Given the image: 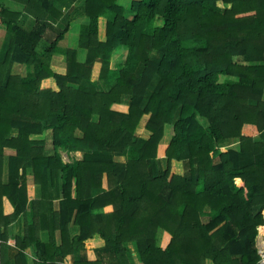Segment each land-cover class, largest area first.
Returning <instances> with one entry per match:
<instances>
[{
  "label": "trees",
  "instance_id": "16d2710c",
  "mask_svg": "<svg viewBox=\"0 0 264 264\" xmlns=\"http://www.w3.org/2000/svg\"><path fill=\"white\" fill-rule=\"evenodd\" d=\"M52 1L21 0L35 18L27 31L0 0V264H28L26 249L33 264H135L133 253L140 264H259L264 0H84L64 15ZM78 16L88 18L81 60L58 46ZM119 48L125 59L112 68ZM54 53L62 70L43 60ZM60 151L82 155L64 162ZM172 163L181 170L170 174ZM95 235L104 245L87 253Z\"/></svg>",
  "mask_w": 264,
  "mask_h": 264
},
{
  "label": "crops",
  "instance_id": "0c3cea01",
  "mask_svg": "<svg viewBox=\"0 0 264 264\" xmlns=\"http://www.w3.org/2000/svg\"><path fill=\"white\" fill-rule=\"evenodd\" d=\"M84 0H75V1H70V0H55V1H52L53 4H55L57 7L58 6H61V12L62 14H66V12L69 10L70 7L74 6V5H81L83 3ZM1 2L4 4L5 7H7L8 9L10 10H13V11H19L20 12V16L18 18V24L20 25L21 28L29 31L33 28L34 24H35V18L30 15V14H27L24 12V6L23 4H21V0H1ZM70 2V3H69ZM126 2H128V0H126ZM131 2V0H130ZM17 3V4H15ZM130 4V3H129ZM49 22H51V24L55 27V28H62L63 27V22H62V18L60 16H49ZM88 23V18L86 16H78V17H75V19H73L69 25V30L65 33L64 37L62 40H60L58 42V46L62 49H67V48H71V49H74L76 51H79V54H78V59H83L84 58V53H85V49H83L82 47H80V37H79V33H80V28L82 25L84 24H87ZM5 31H3V29ZM71 28H75L76 29V32H75V40L73 42V44L71 46H62V44L67 41L68 39V42L69 44H71V41H69V38H70V35H71ZM8 39V32H7V29H6V26L0 21V53L3 51V49L5 48V42L6 40ZM48 43L46 41H43V46L42 47H45ZM44 61L48 62L51 64L52 67H56L58 70H62L63 67H64V64L66 62V57L62 54H58V53H54L52 55H48L46 57L43 58ZM12 73L14 74H18V75H25L27 73V67H26V70H22L18 65H13L12 66ZM47 81V84L48 85L51 81V80H45V82ZM147 136V135H146ZM260 136L264 139V130L262 131V133L260 134ZM165 138V137H163ZM169 140V138H167ZM166 139V140H167ZM168 142V141H167ZM167 142H163L162 140V144H167ZM51 146H52V143H50ZM66 154H68V156L73 160H77V159H80L81 158V152L79 151H75V152H67V151H64ZM61 153V151H60ZM61 157H62V154H61ZM62 160H63V157H62ZM27 188H31V189H28V196L30 198H37V193H39V190H38V187L35 186L33 183H32V176L28 173L27 174ZM29 178V180H28ZM8 178L5 176V174L3 175V181L4 183L7 182ZM29 181L31 183H29ZM103 187L106 188L105 186V183L103 182ZM58 202V199L55 200V204H57ZM55 208V210H58L59 209V206H53ZM8 213V211H6ZM37 217V215L35 216ZM26 218H28L29 220L31 219V216L28 215L26 216ZM25 218L23 215H21V222H15L13 223L10 228H9V233L10 235H14L18 232V224L20 226H23L24 223H25ZM70 226V230L71 232H73V229H72V225L71 223L69 224ZM40 236L42 239H46V232L45 231H40ZM56 241L57 243L59 242V234L56 233ZM8 244L13 246L14 245V240H9L8 241ZM87 244V245H86ZM88 245L91 249H94V248H99L101 246L104 245V241L98 237L97 235H95L93 238L91 239H88L85 241V248L86 250L89 249L91 250L90 248H88ZM87 250V251H89ZM27 251V259H28V255L30 254V256L32 258H29L30 261H31V264H33V255L31 253V250L30 249H26ZM134 263L135 264H139L138 262V259H134ZM28 264H29V261H28Z\"/></svg>",
  "mask_w": 264,
  "mask_h": 264
},
{
  "label": "rangeland",
  "instance_id": "374dc122",
  "mask_svg": "<svg viewBox=\"0 0 264 264\" xmlns=\"http://www.w3.org/2000/svg\"><path fill=\"white\" fill-rule=\"evenodd\" d=\"M118 3L119 4H122V5H124L125 6V8H129V3H130V0H128V2H126V0L125 1H123V0H118ZM15 4H17V3H15ZM3 29V31H5L4 30V28H2ZM71 35H70V38H69V41H71V44H69V43H67L68 42V39H67V41H65L63 44H62V46H71L72 44H73V42H74V40H75V32H76V29L75 28H71ZM42 46H43V41L40 43V45H39V50H41L42 49ZM125 56H126V52H125V48H119V49H117L116 51H114L113 52V54L111 55V59H110V62H109V64H110V66L112 67V68H115L116 67V65L118 64V63H120V62H122V61H124V59H125ZM15 65H18L23 71L24 70H26V66L25 65H23V64H15ZM115 109H118V110H125V107H115ZM146 118L147 117H144V118H142V120L140 121V126H139V128H138V130H137V132H138V134H141V135H144V136H146L147 135V133H145L144 132V130H143V126H144V124H145V121H146ZM169 129L170 128H166V130H165V135H164V137L165 138H163L162 140H163V142H167L168 141V139L167 138H169V136H170V134L168 133L169 132ZM43 138L45 139V144H46V146H45V152H47V153H49V154H52L53 153V149H52V146H51V137H50V131H47L45 134H44V136H43ZM167 139V140H166ZM232 145H233V147H236L237 146V142H235V140L234 141H232ZM8 152V151H7ZM61 154H62V157H63V161L64 162H70V161H72V159L68 156V154H66L64 151H61ZM116 159L117 160H122V157H120V156H116ZM14 164L9 160V158H5V162H4V165H3V175L5 174V176L8 178V175H9V173L11 172V169H12V167L11 166H13ZM161 166L163 167V168H165V166H166V159H163L162 161H161ZM176 169H178V170H181V164H177V163H172L171 164V171H170V174H172L173 172H175L176 171ZM28 180H29V178H28ZM103 182L105 183V186H106V179H105V177H104V179H103ZM29 183H31L30 181H29ZM237 184H238V186H242L243 185V182H237ZM51 192V191H50ZM41 196V193L39 192V193H37V196L36 197H40ZM54 196H55V192H51L50 194H48V198L49 199H51L52 197L54 198ZM262 213H263V217H264V210L262 211ZM264 225V224H263ZM263 225H261V226H263ZM261 226H258L257 227V236H256V248H257V253H258V255H259V257H260V260H259V264H263L264 263V258L262 257V255H261V247H262V244H264V238L263 237H261L260 236V234H259V227H261ZM160 234H161V231L159 230V232H158V238L160 237ZM11 240H13V239H11ZM263 241V242H262ZM87 245V244H86ZM127 246L129 247V248H131V250H133V246H132V244L131 243H128L127 244ZM88 248H90L89 247V245H88ZM86 249V248H85ZM91 249V248H90ZM87 250H89V249H87ZM86 250V251H87ZM90 251V250H89ZM26 252V254H27V251H25ZM87 253H88V251H87ZM264 253V252H263ZM29 258H32L31 256H30V254L28 255V261H29V264H31V261H30V259ZM137 258V256L133 253V259H136ZM140 264V263H139ZM205 264H212L211 262H210V260H206V262H205Z\"/></svg>",
  "mask_w": 264,
  "mask_h": 264
},
{
  "label": "bare ground",
  "instance_id": "6f19581e",
  "mask_svg": "<svg viewBox=\"0 0 264 264\" xmlns=\"http://www.w3.org/2000/svg\"><path fill=\"white\" fill-rule=\"evenodd\" d=\"M259 234H260L261 237L264 238V225L261 226V227H259ZM262 242H263V241H262ZM261 248H262V249H261V252H264V244H262V247H261Z\"/></svg>",
  "mask_w": 264,
  "mask_h": 264
},
{
  "label": "built area",
  "instance_id": "2783aa9c",
  "mask_svg": "<svg viewBox=\"0 0 264 264\" xmlns=\"http://www.w3.org/2000/svg\"><path fill=\"white\" fill-rule=\"evenodd\" d=\"M261 255H262V257L264 258V253H263V252H261Z\"/></svg>",
  "mask_w": 264,
  "mask_h": 264
},
{
  "label": "water",
  "instance_id": "95a60500",
  "mask_svg": "<svg viewBox=\"0 0 264 264\" xmlns=\"http://www.w3.org/2000/svg\"><path fill=\"white\" fill-rule=\"evenodd\" d=\"M264 264V263H263Z\"/></svg>",
  "mask_w": 264,
  "mask_h": 264
}]
</instances>
